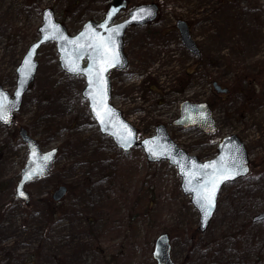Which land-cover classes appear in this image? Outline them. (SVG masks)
I'll use <instances>...</instances> for the list:
<instances>
[{
    "label": "rangeland",
    "instance_id": "rangeland-1",
    "mask_svg": "<svg viewBox=\"0 0 264 264\" xmlns=\"http://www.w3.org/2000/svg\"><path fill=\"white\" fill-rule=\"evenodd\" d=\"M131 1L155 2L159 14L153 25L128 30V68L109 73L113 102L139 138L161 123L201 160L216 154L220 138L237 135L249 154V173L224 184L200 232L176 168L148 162L139 147L122 152L102 135L80 95L83 78L65 74L54 43L44 44L12 126L0 124V264H157L151 252L161 233L176 264H264V219L254 220L264 211L262 0ZM107 4L0 0V85L13 91L15 69L38 37L44 7L74 34ZM178 19L189 26L197 57L181 44ZM212 82L228 92H216ZM184 100L209 104L215 131L174 126ZM20 127L43 151L57 148L49 173L25 185L26 200L14 195L27 153ZM60 187L64 195L53 200Z\"/></svg>",
    "mask_w": 264,
    "mask_h": 264
},
{
    "label": "water",
    "instance_id": "water-1",
    "mask_svg": "<svg viewBox=\"0 0 264 264\" xmlns=\"http://www.w3.org/2000/svg\"><path fill=\"white\" fill-rule=\"evenodd\" d=\"M111 3L104 13L101 21L95 22L91 19L85 21L80 30L71 35L65 26L56 20L51 8L45 7L42 10L41 24L37 27L38 38L29 44L20 63L15 69L16 83L12 93H9L0 85V116L7 117L0 119V124L10 127L13 123L14 113L18 112L22 97L34 79L37 70L36 55L41 45L54 43L59 68L69 76H81L83 87L80 95L87 102L91 118L94 120L102 135L109 137L113 144L122 152H128L132 148L139 147L145 158L150 163L166 161L174 166L180 178V189L184 195L190 196V202L197 210L198 227L203 232L209 225L217 208V198L224 184L233 182L244 177L250 168L249 155L247 150L235 134L222 137L216 146V155L207 160H200L198 157L187 153L180 148L169 136L163 124H157L151 136L138 139L136 128L128 122L120 110L110 103L111 85L108 72L111 70H123L127 65V58L123 50V36L127 27L131 25L143 26L152 23L157 16L158 7L155 3H142L134 6L122 21L115 22V18L124 6V0H110ZM264 7V0H262ZM176 27L179 32L181 43L196 57L199 51L192 40L185 22L178 20ZM115 30V31H114ZM112 37L115 47V60L110 63L107 71L103 73V87L105 88L104 105L111 110V118L104 116L105 108L99 112L104 123L97 118L94 111L93 96L96 94L97 86L89 83L88 70L93 67V57L96 55L93 45L99 43L100 38L107 40ZM97 65L102 62L96 61ZM76 69V71H73ZM213 89L219 93H226L227 88H221L216 82H212ZM20 93L17 95V93ZM98 103V100H97ZM174 126L189 127L195 126L202 132H212L216 129L212 110L206 103H192L183 101L179 106V115L172 121ZM18 134L27 149V156L23 167L20 170V177L15 186V195L26 200L24 186L37 179H41L49 172L57 152L53 147L42 151L38 142L27 134L24 128H19ZM236 161L240 167L235 169L230 178L223 180L216 188L213 205L205 209L198 202V190L207 178L206 174L213 172V167L204 168L205 165H212L216 168L229 167ZM23 193V195H21ZM65 193V188L56 190L52 198L60 199ZM264 212L257 214L254 220H263ZM152 258L157 264H176L170 256V244L166 233L159 234L154 242L151 252Z\"/></svg>",
    "mask_w": 264,
    "mask_h": 264
},
{
    "label": "snow or ice",
    "instance_id": "snow-or-ice-1",
    "mask_svg": "<svg viewBox=\"0 0 264 264\" xmlns=\"http://www.w3.org/2000/svg\"><path fill=\"white\" fill-rule=\"evenodd\" d=\"M114 47L115 44L111 36L108 37L107 40L100 38L99 43L93 45L96 55L93 57V67L88 70V75L90 77L89 83L95 84L97 86L96 94L92 98L94 102V111L97 112V118L101 120V123H104V119L103 117H101L99 109H106V105H104L105 88L102 86L104 83L103 73L107 71L110 63L116 58L113 51ZM96 61H100L102 63L100 65H97ZM73 71H76V69H73ZM19 94L20 93L18 92L17 95ZM111 115V110L106 109V111L104 112V116L111 118ZM0 119H5V121H7V117L5 116H0ZM203 167H213V172L211 174H206L207 178L198 190V202L201 203V206L203 208L208 209L213 205L214 195L218 184L223 182V180L230 178L235 169L240 167V164L236 161H233L231 168H216L212 165H205ZM21 195H23V193H21Z\"/></svg>",
    "mask_w": 264,
    "mask_h": 264
},
{
    "label": "flooded vegetation",
    "instance_id": "flooded-vegetation-1",
    "mask_svg": "<svg viewBox=\"0 0 264 264\" xmlns=\"http://www.w3.org/2000/svg\"><path fill=\"white\" fill-rule=\"evenodd\" d=\"M158 17V16H157ZM157 19V18H156ZM156 19L152 22V23H149V24H147V26H151V25H153L154 23H155V21H156ZM146 26V25H145ZM189 27V26H188ZM131 28H133V27H131ZM177 30V29H176ZM126 46V45H125ZM125 55H126V58H127V68H128V64H129V58H128V55L126 54V50H125ZM29 264H32V262L31 263H29Z\"/></svg>",
    "mask_w": 264,
    "mask_h": 264
},
{
    "label": "trees",
    "instance_id": "trees-1",
    "mask_svg": "<svg viewBox=\"0 0 264 264\" xmlns=\"http://www.w3.org/2000/svg\"><path fill=\"white\" fill-rule=\"evenodd\" d=\"M127 2H128V5H133V3H134V2H132L131 0H127ZM144 209H145V208H144ZM144 209L141 210V212H139V213H142V212L144 211Z\"/></svg>",
    "mask_w": 264,
    "mask_h": 264
}]
</instances>
